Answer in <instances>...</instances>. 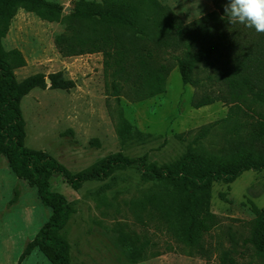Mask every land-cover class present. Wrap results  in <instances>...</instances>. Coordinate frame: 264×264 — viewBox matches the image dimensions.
<instances>
[{
    "label": "rangeland",
    "instance_id": "374dc122",
    "mask_svg": "<svg viewBox=\"0 0 264 264\" xmlns=\"http://www.w3.org/2000/svg\"><path fill=\"white\" fill-rule=\"evenodd\" d=\"M48 1L60 4L66 16L79 0ZM158 1L186 25L216 10L212 0ZM207 25L209 41L222 42L224 48L231 44L227 38L251 46L264 36L244 25L229 24L227 17L219 23L210 20ZM64 31L62 23L20 10L4 40L6 50H20L27 61L26 67L16 70L19 81L36 74L63 72L76 82L71 91L53 90L48 84L47 89H35L23 99L29 149L46 152L77 174L118 153L131 159L148 155L149 163L163 166L179 161L189 148L221 155L235 140L234 131L247 138L244 115L230 124L222 123L234 106L225 101L229 99L228 88L222 83L227 76L223 69L226 59L216 55L199 65L195 75L199 87L185 85L175 66L165 93L134 102L125 92L120 98L112 96L102 53L71 58L60 54L55 40ZM201 45L197 43V48ZM207 96L220 99L196 109L195 103ZM121 113L150 137L142 142H123L117 132ZM210 126L214 127L206 140L197 141L203 128ZM95 140L100 146L93 144ZM51 189L75 203V212L61 232L70 246L71 264H131L116 245V232L121 228L150 241L146 258L137 264H264L248 243L251 223L264 208V171L245 172L231 184L214 183L210 209L218 223L195 248L176 240L162 225H142L130 210L132 200L152 189L137 170L119 171L115 180L88 182L78 192L63 177L54 175ZM99 191L101 199L94 196ZM16 193L17 200L12 204ZM51 216L52 210L43 204L37 188L18 178L8 159L1 156L0 264H52L39 250L20 261L27 245Z\"/></svg>",
    "mask_w": 264,
    "mask_h": 264
},
{
    "label": "trees",
    "instance_id": "16d2710c",
    "mask_svg": "<svg viewBox=\"0 0 264 264\" xmlns=\"http://www.w3.org/2000/svg\"><path fill=\"white\" fill-rule=\"evenodd\" d=\"M212 1L214 12L186 25L158 0H79L66 16L60 4L48 0H0V157L8 159L18 178L37 188L43 204L52 210L50 220L27 245L20 261L39 250L52 264H71L70 246L61 232L75 212V203L52 191L54 175L63 177L78 192L88 182L115 180L119 171L141 172L152 189L132 200L130 210L142 225L152 222L162 225L176 240L195 248L218 223V217L210 209L214 183L231 184L245 172L264 171V36L251 46L228 38L231 44L227 48L222 42H210L207 23L210 20L219 23L227 3V0ZM20 10L65 26L55 40L63 57L102 53L112 96L120 98L125 92L134 102L165 93L175 66L185 85L199 87L195 78L199 65L219 55L226 59L223 69L227 76L222 83L228 88L229 99L225 101L234 105L222 123L230 124L244 115L247 138L234 131L235 140L227 144L221 155L189 148L176 163L157 166L149 163L148 155L131 159L118 153L72 174L46 152L26 147L23 99L35 89H47V80L51 81L50 89L63 91L73 90L76 82L67 79L63 72L36 74L24 81L17 79L16 70L26 67L27 61L20 50H6L4 40ZM199 42L202 45L198 49ZM219 99L207 96L194 107L200 109ZM213 127L203 128L196 140H206ZM117 132L123 142H142L150 137L132 125L123 113ZM94 143L100 146L98 140ZM94 196L101 199L102 191ZM17 197L18 193L12 204ZM248 243L264 260V208L251 223ZM116 245L129 263L137 264L146 258L150 241L121 228L116 232Z\"/></svg>",
    "mask_w": 264,
    "mask_h": 264
},
{
    "label": "clouds",
    "instance_id": "9594fccd",
    "mask_svg": "<svg viewBox=\"0 0 264 264\" xmlns=\"http://www.w3.org/2000/svg\"><path fill=\"white\" fill-rule=\"evenodd\" d=\"M224 15L231 25L241 24L257 33H264V0H227Z\"/></svg>",
    "mask_w": 264,
    "mask_h": 264
},
{
    "label": "water",
    "instance_id": "95a60500",
    "mask_svg": "<svg viewBox=\"0 0 264 264\" xmlns=\"http://www.w3.org/2000/svg\"><path fill=\"white\" fill-rule=\"evenodd\" d=\"M47 83H48V84H51V81H50V80H47Z\"/></svg>",
    "mask_w": 264,
    "mask_h": 264
}]
</instances>
